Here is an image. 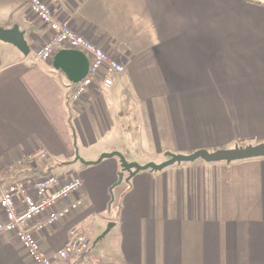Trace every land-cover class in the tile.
Instances as JSON below:
<instances>
[{
    "label": "crops",
    "instance_id": "crops-1",
    "mask_svg": "<svg viewBox=\"0 0 264 264\" xmlns=\"http://www.w3.org/2000/svg\"><path fill=\"white\" fill-rule=\"evenodd\" d=\"M30 1L0 0V27L18 25L30 46L25 56L0 41V171L39 150L49 168V155L74 161L78 151L85 161L120 152L146 165L168 153L264 142V0H45L126 65L111 88L97 82L75 102L70 71L54 65L70 48L45 63L34 56L52 33ZM81 52L88 62L75 67L78 75L91 61ZM128 113L133 126L118 121ZM103 168L100 177L80 174V207L40 235L55 256L71 230H83L89 252L54 264H264V157L125 173L112 200L120 160ZM5 178L0 173L1 189ZM0 264L35 263L4 234Z\"/></svg>",
    "mask_w": 264,
    "mask_h": 264
},
{
    "label": "built area",
    "instance_id": "built-area-1",
    "mask_svg": "<svg viewBox=\"0 0 264 264\" xmlns=\"http://www.w3.org/2000/svg\"><path fill=\"white\" fill-rule=\"evenodd\" d=\"M29 7L31 13L52 33L34 52L36 60L49 62L58 49L64 46L84 51L91 58L87 75L76 85L71 95L73 102L81 100L97 82L104 88H111L114 80L126 71V65L119 57L111 56L74 30L67 21L56 17L45 0H31ZM47 157V152L39 150L35 154L21 157L0 173L11 175L25 165L37 168ZM83 188L81 177L68 173L25 175L8 182L0 192V210L3 215V220H0V239L4 234L13 235L35 264L69 262L86 255L90 249V238L83 230H71L67 244L55 256L45 252L40 243V235L44 231L78 210ZM72 195L76 196L75 201L70 200Z\"/></svg>",
    "mask_w": 264,
    "mask_h": 264
},
{
    "label": "water",
    "instance_id": "water-1",
    "mask_svg": "<svg viewBox=\"0 0 264 264\" xmlns=\"http://www.w3.org/2000/svg\"><path fill=\"white\" fill-rule=\"evenodd\" d=\"M25 35L26 32L20 30L18 25H14L10 29H4L0 27V41L14 45L23 55L28 56L30 54V46L28 44ZM84 62H88L87 56L83 52L75 49L60 50L54 57V65L56 67L60 65L66 66L67 73L70 71L69 73L70 80L75 84L81 82V80L88 73V71L87 73H83L80 75L73 73L74 69H76L75 67L82 66ZM167 156L169 157V159L161 164L148 163L146 165H139L135 162H129L126 159V157L120 152H111V153L102 154L96 162L85 161L80 157H77V159L82 164L89 165L93 163H100L105 158H112V157L119 158L122 169L121 172L119 173L117 182L111 188L112 191L113 188L117 187L122 183L125 173H128L129 176L132 177L137 173L148 169L152 171H161L164 168L171 166L175 163L194 162L198 159H202L209 163H214V162L231 163L234 161L264 157V142L257 145H248L246 147H240L236 145L232 149H220L215 152H209L207 150H198L190 155L168 153ZM0 192H1V188H0ZM112 226L113 224H109L107 229L101 234V236L97 238L96 242L104 238L105 235L110 231ZM96 242H94V244H96Z\"/></svg>",
    "mask_w": 264,
    "mask_h": 264
},
{
    "label": "rangeland",
    "instance_id": "rangeland-1",
    "mask_svg": "<svg viewBox=\"0 0 264 264\" xmlns=\"http://www.w3.org/2000/svg\"><path fill=\"white\" fill-rule=\"evenodd\" d=\"M120 115L121 114H119V117H118L119 122L125 121L126 123L133 126L134 116L130 115L129 113L126 114L124 117H120ZM80 153L81 152H79V151L76 153L74 161H68L66 159H58V158L50 157V155H49V161H50V167H51V168H49L50 171H52V173H54L56 175L67 172L70 175L77 174V175L81 176L80 174H82L83 171L90 169V170H92L93 175L96 178V177H100L104 173L108 174L107 172L109 171V168H103L105 162H107L110 159L117 158V157L105 158L100 163H93V164H89V165H84L80 161L77 160L78 156L81 157ZM91 162H96V160L91 161ZM47 169H48V167L45 166V170H47ZM5 176H9V175H5ZM98 182L99 181L97 180L95 182V184H97ZM101 184H103V183H101ZM84 190H85V188H83L82 192ZM110 195H111V200H112V198L114 197V191L113 190L112 191L110 190Z\"/></svg>",
    "mask_w": 264,
    "mask_h": 264
},
{
    "label": "trees",
    "instance_id": "trees-1",
    "mask_svg": "<svg viewBox=\"0 0 264 264\" xmlns=\"http://www.w3.org/2000/svg\"><path fill=\"white\" fill-rule=\"evenodd\" d=\"M49 173H52L49 167L47 170H45V166L43 165L37 168H30L28 165H25V166L18 168V170H16L13 174L9 176H5L6 178L3 181V183H6L5 181L11 182V181L18 180L20 177L25 176V175H32V174L46 175Z\"/></svg>",
    "mask_w": 264,
    "mask_h": 264
}]
</instances>
